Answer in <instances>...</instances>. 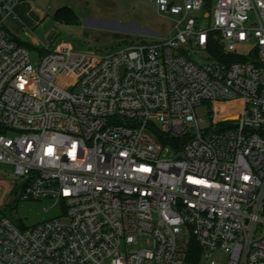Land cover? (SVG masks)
Instances as JSON below:
<instances>
[{
  "label": "built area",
  "instance_id": "2783aa9c",
  "mask_svg": "<svg viewBox=\"0 0 264 264\" xmlns=\"http://www.w3.org/2000/svg\"><path fill=\"white\" fill-rule=\"evenodd\" d=\"M22 1L0 0V264H264V0H155L168 35L36 64L6 25ZM15 189L62 214L18 225Z\"/></svg>",
  "mask_w": 264,
  "mask_h": 264
},
{
  "label": "rangeland",
  "instance_id": "374dc122",
  "mask_svg": "<svg viewBox=\"0 0 264 264\" xmlns=\"http://www.w3.org/2000/svg\"><path fill=\"white\" fill-rule=\"evenodd\" d=\"M183 3L185 0H173ZM218 0H205V10H213ZM63 6H71L78 15L77 23L61 22L55 19L56 11ZM204 10V11H205ZM204 11H195L191 16L199 21L209 22V18H200ZM182 16L165 14L158 10L154 0H27L21 9L16 10V16L6 21L11 33L19 36L28 44L33 64L40 55L54 50L62 40L70 41L76 49L95 50L107 53L123 48L133 37L142 36L145 30L153 34L168 35ZM175 34V32H173ZM45 50V51H44ZM252 47L239 46L238 53L249 55ZM264 75V66H263ZM208 104L197 107L199 116L207 113ZM238 103H226L221 112L224 118H236ZM168 155L174 150L166 145ZM8 181L16 179L12 167L0 163V177ZM22 183L19 184V190ZM19 190L5 194V207L1 213L9 216L20 226H34L39 222L60 216L62 209L59 205L51 206L48 199L24 200ZM18 200L13 201L15 197ZM139 243L147 245V238H140ZM140 248V244L131 246Z\"/></svg>",
  "mask_w": 264,
  "mask_h": 264
},
{
  "label": "trees",
  "instance_id": "16d2710c",
  "mask_svg": "<svg viewBox=\"0 0 264 264\" xmlns=\"http://www.w3.org/2000/svg\"><path fill=\"white\" fill-rule=\"evenodd\" d=\"M55 19L58 21H61V22L64 21V22H68V23H77L78 22V15L71 6H63L56 11ZM17 40H19V42H21L22 44H24L25 46L28 47V44L25 41H23L22 39L17 38ZM157 137L160 141H162V142L164 141V139L161 135H157ZM178 141H180V140L179 139L176 140V142H178Z\"/></svg>",
  "mask_w": 264,
  "mask_h": 264
},
{
  "label": "crops",
  "instance_id": "0c3cea01",
  "mask_svg": "<svg viewBox=\"0 0 264 264\" xmlns=\"http://www.w3.org/2000/svg\"><path fill=\"white\" fill-rule=\"evenodd\" d=\"M25 1H27V0H24V1H22L21 3H19L16 7H15V9H14V13H15V15L13 16H9L8 18H7V20L8 19H13L15 16H16V10H20L21 9V6H22V3H24ZM155 1V0H154ZM7 25V24H6ZM7 29H8V31L10 32V30H9V27L7 26ZM11 33V32H10ZM13 36H15V37H17V38H19V39H21L19 36H17L16 34H13V33H11Z\"/></svg>",
  "mask_w": 264,
  "mask_h": 264
},
{
  "label": "water",
  "instance_id": "95a60500",
  "mask_svg": "<svg viewBox=\"0 0 264 264\" xmlns=\"http://www.w3.org/2000/svg\"><path fill=\"white\" fill-rule=\"evenodd\" d=\"M206 16H208V14H206Z\"/></svg>",
  "mask_w": 264,
  "mask_h": 264
}]
</instances>
